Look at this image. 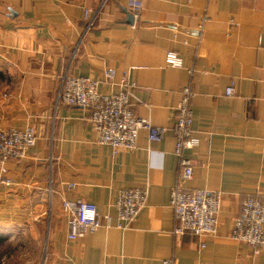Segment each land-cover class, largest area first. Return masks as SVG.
Listing matches in <instances>:
<instances>
[{"label": "crops", "instance_id": "0c3cea01", "mask_svg": "<svg viewBox=\"0 0 264 264\" xmlns=\"http://www.w3.org/2000/svg\"><path fill=\"white\" fill-rule=\"evenodd\" d=\"M84 10L96 15L89 29ZM128 15L127 0H0V128L36 132L28 154L8 161L10 184H0V247L14 242L8 258L18 264H264V247L229 237L243 200L264 198V0H142L139 17ZM170 50L182 67L165 63ZM107 68L114 76L100 91L127 74L134 114L166 128L161 140L140 129L134 148L114 154L87 109L56 102L64 76L101 78ZM189 81L199 142L186 151L193 174L183 185L221 194L216 233L203 238L173 236L168 205L177 175L168 128ZM139 186L147 204L129 228L67 238L63 199L114 216L118 191Z\"/></svg>", "mask_w": 264, "mask_h": 264}, {"label": "built area", "instance_id": "2783aa9c", "mask_svg": "<svg viewBox=\"0 0 264 264\" xmlns=\"http://www.w3.org/2000/svg\"><path fill=\"white\" fill-rule=\"evenodd\" d=\"M127 6L134 19L138 18L142 0H127ZM84 18L85 28L89 29L94 25L96 15L84 10ZM205 19L204 16L199 22L198 32L203 29ZM165 63L180 68L183 59L176 51L170 50L165 54ZM114 72L107 68L101 78L64 76L56 102L87 109L88 121L97 133V141L110 146L114 154L122 148H134L140 129L146 130L149 141L161 140L162 131L166 128L154 126L146 118L134 114L130 98L135 83L127 74H123L116 89L100 91V84L104 80L111 81ZM188 72L191 76L192 70L188 69ZM233 93L234 83L231 82L225 87L224 94L229 96ZM193 96L194 90L189 81L181 88L174 121L168 128L174 136L173 153L177 159V175L170 189L168 205L172 211L173 236L191 234L203 238L216 233L221 194L204 189L187 190L183 185L193 174L192 162L186 156V151L199 142V137L192 129ZM35 143L36 132L33 126L0 128V184H10L7 162L25 157ZM146 204L145 186L121 188L114 202V216L99 213L90 201L65 198L61 201V207L66 216L67 238L76 239L101 227L129 228ZM229 237L253 247L255 252L264 247V198L248 196L243 200L233 220ZM200 245L204 244L201 242ZM163 264H176V259H165Z\"/></svg>", "mask_w": 264, "mask_h": 264}, {"label": "rangeland", "instance_id": "374dc122", "mask_svg": "<svg viewBox=\"0 0 264 264\" xmlns=\"http://www.w3.org/2000/svg\"><path fill=\"white\" fill-rule=\"evenodd\" d=\"M8 163V162H7ZM3 185V184H1ZM2 201L0 202V212L3 214L2 208ZM15 244L12 241L3 243L0 247V250L2 251L3 254H5L7 256V261L4 264H18L20 261V258L18 259V257H13L12 259H9L8 256L11 255H15ZM37 251H35V249L30 250V255L33 254V256L35 257Z\"/></svg>", "mask_w": 264, "mask_h": 264}, {"label": "water", "instance_id": "95a60500", "mask_svg": "<svg viewBox=\"0 0 264 264\" xmlns=\"http://www.w3.org/2000/svg\"><path fill=\"white\" fill-rule=\"evenodd\" d=\"M128 17L130 18V21L133 22V20H134L133 16L132 15H128Z\"/></svg>", "mask_w": 264, "mask_h": 264}, {"label": "trees", "instance_id": "16d2710c", "mask_svg": "<svg viewBox=\"0 0 264 264\" xmlns=\"http://www.w3.org/2000/svg\"><path fill=\"white\" fill-rule=\"evenodd\" d=\"M0 241H1V237H0Z\"/></svg>", "mask_w": 264, "mask_h": 264}]
</instances>
